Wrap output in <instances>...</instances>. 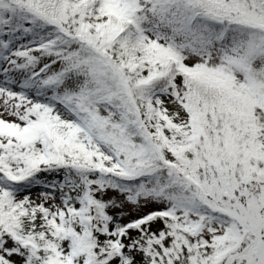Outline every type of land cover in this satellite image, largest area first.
Returning a JSON list of instances; mask_svg holds the SVG:
<instances>
[{
	"label": "snow or ice",
	"instance_id": "obj_1",
	"mask_svg": "<svg viewBox=\"0 0 264 264\" xmlns=\"http://www.w3.org/2000/svg\"><path fill=\"white\" fill-rule=\"evenodd\" d=\"M0 264H264V0H0Z\"/></svg>",
	"mask_w": 264,
	"mask_h": 264
}]
</instances>
